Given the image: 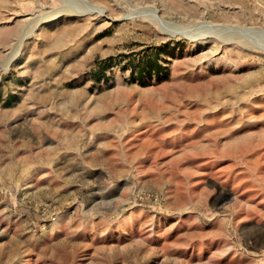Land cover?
<instances>
[{
  "label": "rangeland",
  "instance_id": "374dc122",
  "mask_svg": "<svg viewBox=\"0 0 264 264\" xmlns=\"http://www.w3.org/2000/svg\"><path fill=\"white\" fill-rule=\"evenodd\" d=\"M0 264H264V0H0Z\"/></svg>",
  "mask_w": 264,
  "mask_h": 264
},
{
  "label": "trees",
  "instance_id": "16d2710c",
  "mask_svg": "<svg viewBox=\"0 0 264 264\" xmlns=\"http://www.w3.org/2000/svg\"><path fill=\"white\" fill-rule=\"evenodd\" d=\"M149 69L155 74H160L161 73V69H163V67H161L160 65L155 63V64L150 65ZM143 72L144 71L141 72V75H142Z\"/></svg>",
  "mask_w": 264,
  "mask_h": 264
},
{
  "label": "bare ground",
  "instance_id": "6f19581e",
  "mask_svg": "<svg viewBox=\"0 0 264 264\" xmlns=\"http://www.w3.org/2000/svg\"><path fill=\"white\" fill-rule=\"evenodd\" d=\"M96 12V10L95 9H93V10H90L88 13H95ZM100 13V12H99ZM86 14V13H85ZM103 15V14H102Z\"/></svg>",
  "mask_w": 264,
  "mask_h": 264
},
{
  "label": "water",
  "instance_id": "95a60500",
  "mask_svg": "<svg viewBox=\"0 0 264 264\" xmlns=\"http://www.w3.org/2000/svg\"><path fill=\"white\" fill-rule=\"evenodd\" d=\"M87 14V13H86ZM162 21V20H161ZM160 25V24H159ZM161 26V25H160ZM162 27V26H161ZM163 28V27H162Z\"/></svg>",
  "mask_w": 264,
  "mask_h": 264
}]
</instances>
